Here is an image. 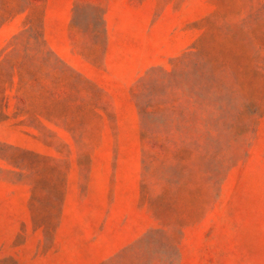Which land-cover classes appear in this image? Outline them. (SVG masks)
<instances>
[{
  "label": "rangeland",
  "instance_id": "obj_1",
  "mask_svg": "<svg viewBox=\"0 0 264 264\" xmlns=\"http://www.w3.org/2000/svg\"><path fill=\"white\" fill-rule=\"evenodd\" d=\"M0 264H264V0H0Z\"/></svg>",
  "mask_w": 264,
  "mask_h": 264
}]
</instances>
